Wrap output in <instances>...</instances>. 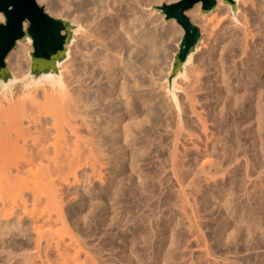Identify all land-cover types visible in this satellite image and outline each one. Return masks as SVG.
I'll use <instances>...</instances> for the list:
<instances>
[{
    "label": "bare ground",
    "instance_id": "6f19581e",
    "mask_svg": "<svg viewBox=\"0 0 264 264\" xmlns=\"http://www.w3.org/2000/svg\"><path fill=\"white\" fill-rule=\"evenodd\" d=\"M36 1L46 2L48 15L78 29L65 46L59 73L46 78L48 86L29 81L20 99L4 94L0 100V264H182L178 250L192 244L203 252L195 258L189 254L187 263L208 264V257L227 262L239 245L259 249L257 235L264 239V4L248 0L242 15L231 19V29L221 27L219 15L210 24L202 18L207 64H194L191 54L184 75L175 80L176 94L170 97L162 84L170 100L162 98L166 107L160 98L155 103L160 94L153 93L161 89L155 87L151 64L162 39L171 35L146 29L138 14L140 7L163 0ZM215 1L222 12L223 1ZM199 10L200 3L189 10L191 23L200 21ZM235 46L240 54L234 58L240 60H231L232 80L223 51L234 52ZM24 52L18 41L6 59L14 77L29 70L28 63H20ZM205 72H212L216 94L203 115L194 94L204 89ZM170 104L176 130L167 121V113L174 114ZM226 113L238 117L229 120ZM169 126L174 131L167 142L157 130L167 135ZM180 140L193 152L187 146L180 151ZM155 144L159 149L151 155ZM147 155L146 165L154 167L146 173L141 163ZM156 186L165 191L161 197ZM126 200L131 206L123 209ZM164 207L168 215L161 212ZM204 229L214 234V246ZM115 251L117 260L108 258ZM257 260L264 264V255Z\"/></svg>",
    "mask_w": 264,
    "mask_h": 264
},
{
    "label": "water",
    "instance_id": "95a60500",
    "mask_svg": "<svg viewBox=\"0 0 264 264\" xmlns=\"http://www.w3.org/2000/svg\"><path fill=\"white\" fill-rule=\"evenodd\" d=\"M233 12L237 0H223ZM201 4V13L208 14L216 8L215 0H181L173 4H161L155 7L165 22L174 20L182 29L183 35L173 55L167 79L170 97L175 93L174 83L177 77L184 75V65L191 54L197 52L201 34L185 16V12L194 5ZM0 90L21 83L24 87L29 81H38L59 73L58 65L66 59L65 46L69 45L78 27L64 18L48 15L44 6L36 0H0ZM27 43L31 51L29 70L21 79L14 78L8 71L5 59L15 48L16 42Z\"/></svg>",
    "mask_w": 264,
    "mask_h": 264
},
{
    "label": "rangeland",
    "instance_id": "374dc122",
    "mask_svg": "<svg viewBox=\"0 0 264 264\" xmlns=\"http://www.w3.org/2000/svg\"><path fill=\"white\" fill-rule=\"evenodd\" d=\"M178 1H181V0H178ZM178 1H161L159 4H152L151 6H149V7H145V6H143V7H140V9H139V12H138V14H139V16L141 17V19H142V21L145 23V25H147V28L146 29H152L153 30V32H155V34L157 35V34H159V35H162L163 33H166V32H168L170 35H171V37L170 38H168V39H166V38H164V39H162V41H164V40H166V41H164L163 43H164V46L162 45L161 46V48L159 47L158 48V53H156V55L158 56V54H159V56H158V58H159V60H157L158 58H156V56H155V58H154V63L155 64H151V66H152V72H153V79L155 78V84H156V86L155 87H157V88H159V89H161V90H158L157 88H155V87H152V88H154L155 90H153L152 92H154L155 91V93H153V95H154V97H156V96H158L157 94H158V92H159V94H160V96L159 97H157L156 98V101H155V103L156 102H158V98H160V99H164V102H167V103H169L170 102V100H169V95H167V96H164L165 94H164V90L162 89V88H160V87H163V85L162 84H164V86L166 85L167 87H168V84H167V79H168V77H169V71H170V66H171V63H172V59H173V55H174V53L177 51V45H178V43H179V41H180V39H181V37H182V35H183V31H182V29L176 24V22L174 21V20H170V21H167V22H165L164 21V19H163V16L160 14V12H159V10H157L155 7H158V6H160L161 4H167V5H169V4H173V3H176V2H178ZM223 1V0H222ZM258 2H260V3H263L264 4V0H259ZM36 3H37V1H36ZM38 5H42V6H44V10H45V6H46V2H39V3H37ZM247 6H249L248 5V0H237V4H236V10H235V12H233L232 10H231V8H230V6L228 5V4H226V3H224V2H222V6H221V8H222V12H220V13H218V10L219 9H217V3H216V8L214 9V11L213 12H211V13H208V14H202L201 13V4H200V10H199V12H198V20H200L199 22H197V23H191L192 25H194V26H196L198 29H199V31H200V26H201V21H202V18H206V20H207V24L209 23H214V14H216V15H219V16H221V21H223V25L221 26V27H223V28H228V27H230V29L232 28L231 26V19L232 18H234V19H236V17H240L241 15H242V13H241V9H245V8H247ZM194 7V6H193ZM192 7V8H193ZM191 8V9H192ZM191 9H189V10H191ZM189 10L188 11H186L184 14H185V16L189 19V21H190V15L188 14V12H189ZM250 10V8H248L247 10H246V12L248 13V12H250L249 11ZM52 17H56V16H52ZM146 17V18H145ZM57 18H60V17H57ZM211 22H210V21ZM3 22V21H2ZM151 22V23H150ZM191 22V21H190ZM225 23V24H224ZM150 24H153L152 26L150 25ZM198 24H200V25H198ZM229 25V26H228ZM231 25V26H230ZM234 26V25H233ZM200 27V28H199ZM145 29V30H146ZM216 28H214V30H215ZM145 30H144V32H145ZM238 32V33H237ZM161 33V34H160ZM234 33H236L237 35L236 36H239L240 38H242V35H240L239 33H240V31H237V30H234ZM220 35V34H219ZM205 36H202L201 35V38L203 39ZM18 42V41H17ZM23 43V42H22ZM166 43V44H165ZM23 44H25V52H24V54L22 53V56H21V58H24V60L22 59L21 60V58H20V63H24V62H26V63H28V64H30V62H29V58H28V56H27V53L29 52V51H31V47L27 44V43H23ZM241 44H243V39H242V41H241ZM165 46H168V47H165ZM199 47H200V49H199V51H197V53H195V58H196V60L194 61V64H196V62H199L200 61V63L202 62H204L205 63V61H206V64H207V53H205V50L204 49H202V44L200 43L199 45H198ZM166 49H165V48ZM243 47V46H242ZM15 48H16V46H15ZM14 48V49H15ZM13 49V50H14ZM12 50V51H13ZM240 50V48L239 47H237V46H235V51L234 52H231V53H228V51L227 50H224L223 52V54L225 55V62L227 63V67L230 69L228 72L229 73H232L233 72V63L231 62V60L232 61H235L236 63H239V60H240V58L238 57V58H234V55H235V53H239L240 54V52H238ZM11 51V52H12ZM204 51V52H203ZM10 52V53H11ZM9 53V54H10ZM202 53V54H201ZM9 54H8V56H9ZM229 54V55H228ZM24 55V56H23ZM204 55V56H203ZM7 56V57H8ZM163 58H161V57ZM231 57H232V59H231ZM204 58H206V59H204ZM234 58V59H233ZM7 59V58H6ZM6 59H5V64H6V67H7V63H6ZM158 61V64H160V68L161 69H159V67H157V71H161V72H157L155 69H154V67L157 65V61ZM163 60V62H161ZM205 60V61H204ZM227 60V61H226ZM152 61V62H153ZM156 61V62H155ZM230 61V62H229ZM164 62H165V64H164ZM26 63H24V64H26ZM229 63V64H228ZM230 63H232V64H230ZM23 64V65H24ZM162 64V65H161ZM153 65H155V66H153ZM201 65V64H200ZM229 65V66H228ZM239 65V64H238ZM158 66V65H157ZM7 69H8V67H7ZM162 69H164V71L162 70ZM151 70V69H150ZM155 70V71H154ZM206 69L204 68V71H205ZM9 71V70H8ZM164 73H163V72ZM10 72V71H9ZM154 72H156V75L158 76V74L157 73H159V75L161 76V77H157V76H155V73ZM11 73V72H10ZM206 74H203V75H201V77L205 80L207 77V79L205 80L206 81V83H205V86H204V89L203 90H206V88L207 87H209V88H207V90L204 92L203 90L202 91H196L195 92V94L194 95H197L198 96V98L200 99V105H198V107L199 106H201V104H203V106H201V109L198 111V112H201V111H204V113H203V115L204 114H206V113H208V111L210 112V110H211V108L209 109L208 107L210 106V107H212V106H214V101H215V88L214 87H216V85L214 84V81L213 80H211V79H213L212 77H210V75L212 76V72H205ZM208 73V74H207ZM162 74V75H161ZM12 75V74H11ZM13 76V75H12ZM155 76V77H154ZM207 76V77H206ZM14 77V76H13ZM23 76H17V77H14V78H18V79H21ZM156 77H157V79H156ZM206 77V78H205ZM210 77V78H209ZM234 75H233V73L231 74V78H232V80L234 79ZM47 77H43V78H41L40 79V82H42L43 83V85H45V86H48L49 85V81L46 79ZM148 78H146V80H147ZM158 79H160L159 81H158ZM262 80H264V76L262 77ZM208 83H210V84H208ZM154 84V85H155ZM186 84V83H185ZM153 85V86H154ZM215 85V86H214ZM2 88V90H3V92L0 90V100L2 101L3 99V96L2 95H4V94H6L7 95V98H12V99H14V100H16V99H20L22 96H24L25 94H26V92H24V90H23V86H22V84L21 83H17L16 85H13L12 87H10V89L8 90V88L6 87H1ZM209 90V91H208ZM214 92V93H213ZM162 93H163V95H162ZM8 94H9V96H8ZM175 94H176V91H175ZM182 93H180L179 92V96H178V98L180 99H178L179 100V102H180V104H181V106L182 105H184L185 103H186V101L184 100V94H182ZM204 95V96H203ZM209 96V97H208ZM202 97V98H201ZM165 98H166V101H165ZM159 99V100H160ZM163 99L161 100L162 102H163ZM198 99V100H199ZM207 99V100H206ZM202 100H204V101H202ZM202 101V102H201ZM160 103V101H159V105L161 104V105H164V106H166V104L167 103ZM210 105H209V104ZM171 105V104H170ZM186 105L187 104H185V106H183V109L186 107ZM209 105V106H208ZM167 106H168V104H167ZM166 106V107H167ZM197 106V105H196ZM170 107H172V105L170 106ZM203 107V108H202ZM173 108V107H172ZM172 108H169V110L168 111H170V109L172 110ZM182 108V107H181ZM204 109V110H203ZM141 110H143V108H141ZM173 111H174V114L170 111V114L171 115H169V112L167 113L168 114V116H167V121L170 123L169 125L172 127V128H174L175 127V123H176V111H175V109L173 108ZM202 113V112H201ZM166 114V115H167ZM173 114V115H172ZM227 115H226V117H227V119H229L230 120V118H233V116H235V115H237V114H234L233 116H232V113H226ZM162 118H164V117H166L165 115H163L162 114ZM170 116V119H171V116L173 117H175V119H174V117H173V119H169L168 120V117ZM232 116V117H231ZM183 117H184V115H183ZM182 117V120L184 119ZM237 117H238V115L237 116H235L233 119H237ZM174 120V121H173ZM193 120V119H192ZM194 121V120H193ZM173 122H174V125H172L173 124ZM210 123H208L207 125H209ZM190 125H193V123H191L190 122ZM169 126V129H168V133L170 134H168L167 133V135L165 134V132L164 131H162L161 129L160 130H157V132L159 131L160 133H162L161 135H163L164 134V136H162L163 138H166V141L167 142H170V139H172V137L173 136H171L172 134H173V131L174 130H171L172 128ZM211 125H209V130H207V132H212L211 131V127H210ZM171 128V129H170ZM172 131V134L170 133L171 131ZM175 130H176V127H175ZM181 133H184V131H182ZM166 135V136H165ZM169 135V136H168ZM232 135H233V133H232ZM171 136V137H170ZM202 139H203V136L201 137ZM248 144V143H247ZM178 147H179V150L180 151H182L181 149H182V146H185V149H188V148H186V146L187 147H189V150H190V148H192L191 147V144H188V141H183V140H180L179 142H178ZM154 146V145H153ZM199 146H200V148L202 147L200 144H199ZM159 149L158 148V146H157V144H155V146H154V148L153 147H151V151H152V153H151V155H153L154 153L153 152H155V150L156 149ZM203 148H201V150H202ZM190 152H193V148L190 150ZM151 155L149 156V155H147V156H145V162L144 163H141L142 164V169L144 170V172H149V171H151L153 168L151 167V166H153L154 167V165L153 164H150L149 166L148 165H146V163H148L150 160H149V158L151 157ZM146 166H148V167H146ZM170 175V174H169ZM256 177V176H255ZM254 177V178H255ZM98 186V185H97ZM175 188H177L176 186H175ZM174 188V189H175ZM154 190H156V192H157V194L159 193L160 195H159V197H161V195L165 192L164 190L162 191V194L160 193L161 192V188L159 187L158 188V186H156V188L154 189ZM157 190H159V192L157 191ZM68 194V193H67ZM127 202H123V209L124 208H128V207H130L131 206V203H130V200H126ZM132 201V203L134 202V200L132 199L131 200ZM165 208V207H164ZM164 208L162 209L161 208V212H163L164 214H166V215H168V213H169V211H167V208H165L166 210H164ZM122 210V209H121ZM163 210V211H162ZM208 214V215H207ZM189 215V214H188ZM205 216H206V219H207V221H206V219H205V221L206 222H208V220H209V213H206V214H204ZM214 216H216V214L214 215ZM211 223V222H210ZM204 232H205V236L207 235V240H208V243L210 244V245H212V246H214V241L213 240H215L214 239V234H212V232H210V231H208L207 229H204ZM211 233V234H210ZM197 235H200V233H198ZM154 238L156 239V237H153V240L152 241H154ZM196 238V237H195ZM157 240V239H156ZM99 241V240H98ZM97 241V242H98ZM100 242V241H99ZM211 242V243H210ZM257 242L258 243H260V248L259 249H249V246H247L246 248L245 247H243L242 245H239V253L238 254H230V255H228V258H229V260L227 261L228 262V264H238V261H239V264H240V262L243 260V261H245V260H249V261H251V263H253V264H257L258 263V260H257V256L259 257L260 255H264V239H262L259 235H257ZM107 242H105L104 244H106ZM196 245V246H195ZM182 247H184V245L182 246ZM181 247V249H179L178 251H179V255H178V257H179V260H180V258L182 259V264H186L187 263V261L189 260L190 261V259L192 258V255H193V257L195 258L196 256H198V255H200V253L201 252H203V249H202V247L200 246V244H199V247H198V245L197 244H192L191 246H189V248L187 249L186 248V246L184 247V248H182ZM191 249V250H190ZM199 249H201V250H199ZM249 249V250H248ZM193 250V251H192ZM192 251V253L193 254H191L190 252ZM263 251V252H262ZM181 252V253H180ZM258 252V253H257ZM119 253L117 252V251H115V253L113 252V255H112V253H110V255L108 256V258H110L111 256V258H114V259H116L117 260V258H118V255ZM180 254H181V256H180ZM191 255V258L190 257H188V256H190ZM116 255H117V257H116ZM217 255H220V252L219 253H216V256ZM247 255V256H246ZM114 256V257H113ZM185 256V257H184ZM190 258V259H189ZM242 258V259H241ZM245 258V259H244ZM246 258H248V259H246ZM208 260H209V262H208V264H210V262H212V261H216V262H218L219 261V259L221 260V258H219V259H212V257H208L207 258ZM232 259H234V260H232ZM241 259V260H240ZM204 260V259H203ZM233 262H232V261ZM242 261V262H243ZM180 262H181V260H180ZM204 263H205V260L203 261ZM227 262L225 261V263L222 261V263L219 261V263L218 264H227ZM190 263V262H189ZM188 264V263H187ZM206 264V263H205Z\"/></svg>",
    "mask_w": 264,
    "mask_h": 264
}]
</instances>
